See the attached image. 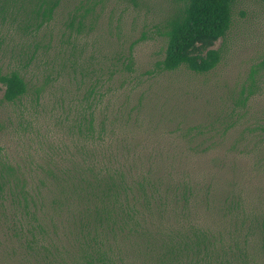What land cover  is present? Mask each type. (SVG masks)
I'll list each match as a JSON object with an SVG mask.
<instances>
[{"label": "rangeland", "instance_id": "obj_1", "mask_svg": "<svg viewBox=\"0 0 264 264\" xmlns=\"http://www.w3.org/2000/svg\"><path fill=\"white\" fill-rule=\"evenodd\" d=\"M83 5L94 8L81 24ZM181 5L62 0L38 29L22 11L0 9V68L27 85L14 102L0 91V230L9 187L43 200L51 214V153L62 162L55 154L75 147L71 124L83 112L109 120L116 139L145 164L212 182L219 193L234 184L246 211L264 213V1L233 0L232 26L214 46L221 61L204 74L157 67L163 27ZM196 212L215 224L203 207Z\"/></svg>", "mask_w": 264, "mask_h": 264}, {"label": "trees", "instance_id": "obj_2", "mask_svg": "<svg viewBox=\"0 0 264 264\" xmlns=\"http://www.w3.org/2000/svg\"><path fill=\"white\" fill-rule=\"evenodd\" d=\"M61 1L0 0V9L22 11L38 29L54 19ZM181 2L163 27L165 57L157 67L208 73L221 61L214 46L232 26L233 0ZM81 8L82 24L94 7ZM3 87L9 102L27 92L20 73L0 68ZM109 123L83 112L71 124L75 147L68 155L52 150L62 162L51 153V214L43 200L9 187L0 264H264V213L246 211L237 186L219 193L212 182L163 173L118 141ZM199 207L215 224L199 219Z\"/></svg>", "mask_w": 264, "mask_h": 264}]
</instances>
